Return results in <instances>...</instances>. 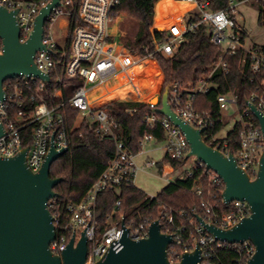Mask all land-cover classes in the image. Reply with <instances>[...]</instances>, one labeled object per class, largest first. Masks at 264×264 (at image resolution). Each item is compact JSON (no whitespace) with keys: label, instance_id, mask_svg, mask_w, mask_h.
<instances>
[{"label":"built area","instance_id":"2783aa9c","mask_svg":"<svg viewBox=\"0 0 264 264\" xmlns=\"http://www.w3.org/2000/svg\"><path fill=\"white\" fill-rule=\"evenodd\" d=\"M189 5L185 17L171 16L164 19L161 26L163 30L151 28V33L161 32V39H153L154 53H162L167 57L175 54L178 47L184 41V35L194 30L200 24L210 29L211 42L223 48L224 56L212 66L210 71L196 83L182 84L172 83L169 88V103L172 109L187 123L199 130H204L203 139L206 141L207 132L218 123L227 121V125L234 124L233 129L241 126L240 148L233 155L240 168L248 173L252 180L257 178L260 159L264 151V136L258 120L247 106L242 111L234 91L218 96V104L221 117L217 120L212 114L199 113L194 108V100L199 94H208L212 88L218 87V75L227 77L231 65L224 58H241V67L244 72L252 74L250 83L254 86L248 103H253L264 115V51L260 48L247 47L246 29L244 23L239 20L237 8L239 4L260 0H230L224 10H212L210 0H174ZM45 0L43 6L25 0H0V5L9 10L18 9V23L20 26V41L26 42L32 32L36 17L42 7L50 3ZM120 4V0H60V5L54 9L48 19V28L45 27L44 44L46 49L37 52L34 61L43 74L49 75V82L37 78L19 76L5 82V99L0 102V121L4 127V135L0 138V157L12 158L25 148L23 146V131L30 125H34L33 142L29 146L27 157L29 168L37 173L42 168L49 153L52 138L58 151L69 150L71 145L70 129L65 114V107L71 106L79 112V118L96 125L95 133L100 139L110 138L115 145L114 158L110 161L105 171L92 184L83 199L79 203H70L65 199L55 197L48 202V208L54 217L56 227V239L51 243L50 250L56 255H62L71 238L75 235V243L84 233L88 240V256L86 264H96L110 251L119 252L123 249L122 242L125 227L129 230L128 236L139 241L149 237L150 228L156 221L161 226L164 234L171 235L174 243L168 249V257L171 262H180L182 256L191 252L190 244H200L203 260L201 264H215L213 253L231 246L235 250L245 253L249 259L254 255L255 246L247 241L243 244L230 245L216 241L198 222L196 218L191 220L193 231L185 242L183 234L187 226L176 223L174 212L163 210L161 218L139 224H127L125 217L119 210L122 199L118 198L110 216V224L100 232L97 219V201L101 193L110 190H118L124 185H135L140 172L134 154L117 133L119 124L115 115L107 106L114 102L122 103H146L139 100L136 95L138 84L135 81L134 70L146 61H153L160 73L157 61L152 57L142 58L140 55L130 52L120 41L118 22L113 19L112 13ZM195 17L199 18L194 21ZM59 20L61 36L53 35V27ZM46 24V25H47ZM3 51V42L0 38V53ZM158 76V75H154ZM163 77V76H162ZM138 82L145 81V76L137 74ZM54 80L58 90L54 94L56 103L50 105L43 101L35 106L31 114L27 112L25 98L35 86L38 95L44 93V89ZM67 80L80 83L69 100L64 99L63 87ZM164 77L160 87H164ZM139 83V84H140ZM107 96V97H106ZM106 97V99H105ZM104 104L93 107L96 100ZM105 101V102H104ZM102 104V103H101ZM149 104L151 107L153 105ZM136 111L135 107L126 109L127 113ZM155 111L146 116V123L153 128L160 124L165 130V139L159 141L152 134H146L140 142L143 152L148 144L163 142L165 155L172 160L185 159L183 166L175 168L172 164L163 165L162 177L165 169L170 168L167 174H174L190 162L188 169L180 178H190L198 168L206 167L196 157H187L190 153V145L183 132L164 116L160 119ZM232 129V130H233ZM219 132L210 137L211 145L215 149L229 155L227 148L229 142L227 134L219 136ZM160 162L149 159L145 163L147 169L158 167ZM207 168V167H206ZM209 179L215 187V192L210 193L213 199L223 195L225 183L222 178L212 170H208ZM198 196L204 194L201 185H196ZM223 201V198H222ZM206 214L212 215L213 223L222 229H229L237 225L244 218L251 215L250 205L245 201H233L226 204L225 211H216V205H210L204 200L201 203ZM181 218L183 213L180 214ZM190 242V243H189ZM189 243V244H188ZM192 245V244H191ZM194 247V248H195ZM193 251V250H192Z\"/></svg>","mask_w":264,"mask_h":264},{"label":"trees","instance_id":"16d2710c","mask_svg":"<svg viewBox=\"0 0 264 264\" xmlns=\"http://www.w3.org/2000/svg\"><path fill=\"white\" fill-rule=\"evenodd\" d=\"M37 3L43 6L45 0H25ZM171 0H120V4L112 13L114 20L120 16L125 20L136 22L139 30L134 31L120 29V41L130 52L147 58L153 54L155 47L153 39H161L164 34L161 32L151 33L154 25L155 8L158 4V14L161 12V4H167ZM230 0H210L212 10H224L228 7ZM260 25L264 26V0L258 1ZM158 20V18H157ZM194 21L199 22L195 17ZM161 21V20H158ZM48 24L46 25V29ZM264 51V47H258ZM224 56L223 48L214 45L210 39V29L208 26L200 24L194 30L184 35V41L176 50L175 54L167 57L162 53H154L152 57L157 61L164 75V90L172 83L178 81L182 84L196 83L203 78L212 68V66ZM231 65L230 73L227 77L218 75V87L212 88L208 94H199L194 100V108L199 113L212 114L214 119L221 117L218 104V96L227 94L231 90L237 95V101L242 111L247 110L248 101L254 86L250 83L252 74L244 72L241 67V58L224 57ZM150 86L159 91L163 77L157 71V66L153 61L148 63L146 72ZM158 75V76H154ZM9 80L6 81V83ZM5 83V84H6ZM66 87H63L65 100L73 95L80 83L74 80H67ZM35 86L31 93L25 98L28 114H31L35 106L46 101L52 105L56 103L54 94L58 90L55 81L52 80L44 89V93L38 95ZM135 107L136 111L127 113L126 109ZM119 124L117 133L120 138L127 144L134 154L141 151L140 142L146 134H152L159 141L165 139V130L158 124L151 128L146 123V116L155 112V107L147 103H122L114 102L107 106ZM65 114L70 129L71 145L67 153L56 160L51 167V177L60 178L63 181L55 188L58 197L65 199L70 203H79L92 184L105 171L110 161L114 158L115 145L110 138L100 139L96 133V125L83 121L79 118V112L67 105ZM160 119L163 115L157 114ZM227 126V121L218 123L212 130L207 132L206 141L210 142V137L222 132ZM34 125L28 126L23 131V146L28 147L33 142ZM240 131L241 126L237 125L233 130L227 133L229 142L227 152L236 155L240 148ZM185 159L175 161L166 154L158 167L172 164L175 168L183 166ZM201 185L204 194L198 196L195 187ZM215 192L212 185L208 169L206 167L198 168L190 178H177L163 188L156 196L150 197L136 185H124L118 190H110L101 193L97 201V219L99 222L100 232H103L110 224V216L113 212L114 205L118 198L122 199L120 214L125 217L127 224H139L143 221L153 222L161 218L163 210L174 212L176 223H183L187 226L183 234L185 242L193 231L191 220L197 216L202 217L207 222H213L212 215L206 214L201 203L206 200L210 205H216V211H225V206L221 195L216 199L211 197L210 193ZM183 213L181 218L180 214ZM190 243V242H189ZM188 243V244H189ZM192 244V245H191ZM190 250H194L195 243H191ZM213 262L215 264H247L248 258L243 251L235 250L227 246L222 250H216L213 253Z\"/></svg>","mask_w":264,"mask_h":264},{"label":"water","instance_id":"95a60500","mask_svg":"<svg viewBox=\"0 0 264 264\" xmlns=\"http://www.w3.org/2000/svg\"><path fill=\"white\" fill-rule=\"evenodd\" d=\"M60 0H51L42 7L36 17L33 32L26 42L20 41L19 12L0 5V38L3 51L0 53V102L5 99L4 84L19 76L37 78L49 82V75L38 70L34 58L38 51L46 49L43 42L45 27ZM153 100H156L154 98ZM155 111L167 117L185 135L189 145V157L203 163L208 170L217 173L225 183L223 201H245L250 205L251 215L229 229H222L197 216L200 225L216 241L230 245L251 242L256 251L247 264H264V151L260 159L257 178L252 180L240 168L232 154L207 144L203 139L204 130L193 127L182 119L169 103L167 87L158 101L152 104ZM250 111L258 120L264 136V115L253 103H248ZM4 127L0 121V138ZM30 147L23 148L12 158L0 157V264H86L88 240L83 233L75 243L71 238L62 255L50 250L56 239L54 217L48 202L58 197L55 188L63 181L51 177L53 163L68 150L58 151L52 138L49 153L39 172L34 173L28 166ZM125 227L122 239L123 249L110 251L96 264H201L203 260L200 244L193 251L182 256L180 262H171L168 249L174 243L171 235L162 233L158 221L150 228L149 237L134 241Z\"/></svg>","mask_w":264,"mask_h":264},{"label":"rangeland","instance_id":"374dc122","mask_svg":"<svg viewBox=\"0 0 264 264\" xmlns=\"http://www.w3.org/2000/svg\"><path fill=\"white\" fill-rule=\"evenodd\" d=\"M161 12L158 14V4L155 8V19H154V29L156 30H163V26H161L164 19H169L171 16L178 17V15H181V13L184 12L185 7L180 6L177 3H175L173 0H171L167 4H161ZM237 12L243 17L244 19V26L246 29V43L247 47H264V26L260 25L258 22L259 19V8H258V2L252 1L248 3H242L238 5ZM164 14V15H163ZM163 15V18L161 16ZM161 20L158 21L157 20ZM118 24L116 25V28H118L119 33L120 29H126L131 30L135 32V34L139 30V25L136 22H132L130 20H125L121 16L116 19ZM63 21L59 20L57 23H55L53 27V35L56 38H60L61 31L60 26H62ZM120 38V34L118 36ZM148 69V62H144L141 64L137 70H136V76L135 81L138 84L136 95L139 100H142L146 103H152V104H158L159 99L161 98L162 94L164 93V87H160L159 91L156 93V91L150 86L149 80L147 78L146 72ZM161 70V69H160ZM141 73V75L145 76V81L141 84L138 82L137 74ZM161 76H163L162 71H160ZM164 77V76H163ZM140 83V84H139ZM162 84V83H161ZM107 97V96H106ZM105 97V99H106ZM156 98V100H153ZM102 100H96L93 102L94 106H101L104 103ZM105 102V101H104ZM102 103V104H101ZM234 127L233 123H230L226 126V128L222 131V133L219 134V136L226 135L229 131H231ZM164 145L163 142H160L158 144H148L144 151H148L150 149H154L156 147H161ZM164 149H158L157 151L153 152L151 155L152 159L156 161H161L164 157ZM191 163L189 162L188 165L185 167H182L181 169L177 170L174 174H167V169H165V176L162 177V173L156 168H149L146 171L139 172L137 178H136V186L145 191L149 196H156L165 186H167L169 183L173 182L175 179L180 178V176L188 169L189 165Z\"/></svg>","mask_w":264,"mask_h":264},{"label":"crops","instance_id":"0c3cea01","mask_svg":"<svg viewBox=\"0 0 264 264\" xmlns=\"http://www.w3.org/2000/svg\"><path fill=\"white\" fill-rule=\"evenodd\" d=\"M175 3H177L178 5H180V6H184L185 7V10H184V12L183 13H181V17L182 18H184L185 17V14H186V12L189 10V5H186V4H183V3H180V2H176V1H174ZM164 15V14H163ZM163 15L161 16V18H163ZM238 17H239V20L242 22V23H244V19H243V17L240 15V14H238ZM245 24V23H244ZM135 75H136V72H135ZM164 76V75H163ZM158 149H161V147L159 148V147H156V148H154V149H150V150H148V151H143V152H140V153H138L137 155H136V157H135V160H136V163H137V165L140 167V172L141 171H146L147 170V168L145 167V163H146V161L147 160H149V159H152V157H151V155L153 154V152H155V151H157ZM164 156H165V153H164ZM164 158V157H163ZM163 160V159H162ZM161 160V161H162ZM158 162H160V161H158ZM157 169L161 172V170H160V168L159 167H157ZM167 169V172H169L170 171V168L169 167H167L166 168ZM161 178H163V177H161ZM135 185H136V183H135ZM137 187V186H136ZM139 188V187H138ZM140 189V188H139ZM142 190V189H141ZM145 192V191H144ZM146 193V192H145ZM147 194V193H146ZM148 195V194H147ZM149 196V195H148ZM150 197H154V196H150Z\"/></svg>","mask_w":264,"mask_h":264},{"label":"bare ground","instance_id":"6f19581e","mask_svg":"<svg viewBox=\"0 0 264 264\" xmlns=\"http://www.w3.org/2000/svg\"><path fill=\"white\" fill-rule=\"evenodd\" d=\"M173 1H174V0H173ZM146 62L149 63L150 61H146ZM136 70H137V68H136ZM136 70H134V74H135ZM92 106H93V107H97V106H94L93 104H92Z\"/></svg>","mask_w":264,"mask_h":264}]
</instances>
